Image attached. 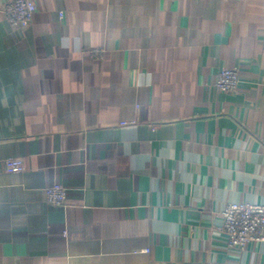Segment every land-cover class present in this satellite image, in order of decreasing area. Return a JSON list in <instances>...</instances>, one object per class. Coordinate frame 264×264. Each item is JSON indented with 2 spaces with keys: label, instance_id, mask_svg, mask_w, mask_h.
I'll return each instance as SVG.
<instances>
[{
  "label": "crops",
  "instance_id": "1",
  "mask_svg": "<svg viewBox=\"0 0 264 264\" xmlns=\"http://www.w3.org/2000/svg\"><path fill=\"white\" fill-rule=\"evenodd\" d=\"M4 3L0 264H264L221 217L264 204V0H35L24 28Z\"/></svg>",
  "mask_w": 264,
  "mask_h": 264
},
{
  "label": "built area",
  "instance_id": "2",
  "mask_svg": "<svg viewBox=\"0 0 264 264\" xmlns=\"http://www.w3.org/2000/svg\"><path fill=\"white\" fill-rule=\"evenodd\" d=\"M3 12L12 26L24 28L30 24L35 12V0H5ZM239 75L236 69L225 67L218 71L214 85L222 92L231 93L237 89ZM8 172L23 169V161L19 157L5 160ZM46 199L54 205H62L66 197V189L53 184L45 190ZM222 230L226 234L229 248H244L249 242L264 241V204L249 202L228 203L221 212Z\"/></svg>",
  "mask_w": 264,
  "mask_h": 264
}]
</instances>
